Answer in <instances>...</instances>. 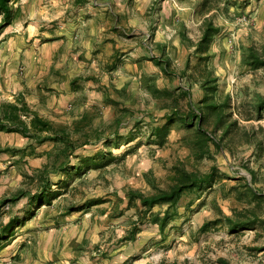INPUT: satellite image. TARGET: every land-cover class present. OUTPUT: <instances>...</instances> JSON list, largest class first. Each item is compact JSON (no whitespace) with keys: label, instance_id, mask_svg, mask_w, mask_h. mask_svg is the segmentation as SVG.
Instances as JSON below:
<instances>
[{"label":"rangeland","instance_id":"1","mask_svg":"<svg viewBox=\"0 0 264 264\" xmlns=\"http://www.w3.org/2000/svg\"><path fill=\"white\" fill-rule=\"evenodd\" d=\"M11 4L19 11L16 20L0 33L2 53L6 32L15 22L29 20L35 25L39 16L48 14L47 28H53L55 22L54 28L63 34L70 30L69 49L76 56L87 39L94 38L91 27H97L101 37L91 52L92 57H102L106 72L117 69L129 53L144 54L140 66L145 73L141 86L135 89L140 104L137 114L145 115L139 126L127 121L120 129L119 142L106 144L102 140L78 150L72 166L92 159L91 165H84L82 173L73 167L54 180L51 204L33 203L30 207L32 195H28L6 205L0 221L5 225L17 217L20 226L12 239L0 242V264H46V254L42 258L37 255L38 242L55 239V250L60 241L62 248L53 259L66 255L60 264H264V204L260 209L262 222L253 228L232 232L225 220L248 206L246 195L244 202L238 199L247 183L264 192V145H259L264 142V109H259L260 99L264 100V67L253 68L245 61L250 47L260 52L264 48V0H13ZM207 18L220 30L203 47ZM38 29L35 27V32ZM90 53L85 52L80 61L89 63L92 59L86 56ZM153 56L169 60L174 75L163 74ZM89 76L83 74L80 82L88 83ZM149 77H156L160 87L183 86L196 105L205 97L202 86L206 80L215 79L217 102L229 97L226 117L233 124L223 143L224 151L212 148L213 157L195 158L185 142L193 138V131L180 123L172 124L168 138L159 143L153 128L165 126L166 119L143 87ZM99 89L77 86L80 95L75 97L76 103L86 104ZM179 102L181 110L187 111L188 99L183 97ZM98 106L97 121L110 123L114 109L104 108V103ZM38 112L62 124L81 116L70 109L63 115L49 108ZM253 128L256 136L251 133ZM27 144L28 139L21 134H0V148L11 150L0 152V163H7L8 168L0 173L12 180L7 199L26 188L34 193L29 178L48 162L43 152L51 145L39 147V155L30 156L21 151ZM175 165L200 174L215 173L214 185L184 195L161 230L145 216L139 200L129 204L128 193L135 190L152 195L168 189ZM92 199L100 203L87 208ZM166 208L158 206L154 212ZM69 231L77 235L65 249L68 233L64 232Z\"/></svg>","mask_w":264,"mask_h":264},{"label":"trees","instance_id":"2","mask_svg":"<svg viewBox=\"0 0 264 264\" xmlns=\"http://www.w3.org/2000/svg\"><path fill=\"white\" fill-rule=\"evenodd\" d=\"M13 0H0V33L16 20V13L19 9L14 8L11 4ZM204 29L201 46H208L213 37L220 30L211 18H207L204 22ZM184 39V38H183ZM186 42V39H185ZM158 49L164 50L163 46L158 44ZM164 57V56H163ZM162 56H153L152 60L161 68L163 74L173 76L174 72L170 69L169 60ZM245 61L253 68L264 67V48L260 52L254 47L248 49V54ZM113 68V67H112ZM113 70V69H111ZM215 79L208 78L204 84L205 97L200 104H195L191 98V93L183 86H177L176 89L160 87L157 85L156 77L146 80V91L151 99L155 101L159 111L163 112V117L166 119L165 126H155L153 135L158 138L159 143H164L168 138L171 130V125L180 123L187 129L193 131V138L186 140V144L190 146L193 155L197 159L212 156V148L218 152L224 151V141L232 131V123L228 122L226 108L229 105V97L223 102H217V86H214ZM104 108L114 109V118L110 123L97 121L100 113V106L93 105L85 110L79 119L74 120L70 124H62L54 122L42 116L38 111L25 100L24 97L19 98L14 102H5L0 107V131L8 133H18L28 139L27 146L22 149L24 153L30 156H37L39 147L51 145L49 150H44L48 158V162L34 175L30 176L29 180L32 186L36 189H24L15 197L5 199L1 205L9 203H17L24 197L32 195L30 198V207L33 203L43 204L44 202L52 203V198L49 196L54 185V180H59L63 173L70 171L73 167L77 172L82 173L83 166H88L91 160H84L81 163L77 162L72 166V160L76 156L78 150L92 145L98 144L102 140L108 144L110 141H120V129L127 121H135V125L139 126L144 117H139L138 103L139 97L136 89H131L130 86H102ZM188 99V110L183 111L179 107L180 98ZM259 109H264V100L260 99ZM154 117V116H153ZM157 122V119L153 120ZM236 122V121H235ZM234 122V123H235ZM112 132H108L109 130ZM221 132V136L217 133ZM251 133L256 136L255 129H251ZM264 142L259 145L263 146ZM7 148H0V152H9ZM91 165V164H90ZM172 184L166 190H160L152 195H145L141 191H130L128 193L129 204H133L137 200L140 201L145 216H150L153 222L159 224L161 230H164L173 217L175 210L182 197L186 194L198 193L203 191L205 187L214 185L215 173L200 174L196 171H188L185 167L175 165L173 168ZM254 181L256 176L252 173ZM245 191L238 196L241 202H244L246 195L249 200L246 202L248 206L242 211H235V215L226 216L225 220L232 232H237L239 229H250L262 222L260 209L264 204V192L260 189H255L251 183L245 185ZM55 194V193H54ZM95 202V203H94ZM100 203L99 200L92 199L87 201L86 207L89 208L92 204ZM167 207L164 211L154 212L156 207ZM74 209V208H72ZM70 209L71 211H73ZM19 218H11L7 224L0 221V236L8 238L9 233L19 227ZM208 225L203 226L206 229ZM134 232V236H135Z\"/></svg>","mask_w":264,"mask_h":264},{"label":"crops","instance_id":"3","mask_svg":"<svg viewBox=\"0 0 264 264\" xmlns=\"http://www.w3.org/2000/svg\"><path fill=\"white\" fill-rule=\"evenodd\" d=\"M46 19H50L48 14L39 16L38 22H33L35 25H30L31 21L29 20H20V23L15 22L7 30L5 41L1 44V47L5 48V52H0V107L3 103L14 102L19 96H22L36 111L43 112L49 108L59 115H63L70 109L75 115H82L88 107L103 104L102 86H130L131 89L141 86V78L145 72L140 65L144 54L129 53L126 55L127 58L123 57L124 59L117 69L106 72L102 66V57L99 55L92 57L91 51L95 49L94 44L97 42V38L101 37L97 27H91V34L93 33L94 38H88L81 46L83 50L79 51L76 56L69 49L70 30L63 34L54 28L55 22H52L54 23L51 26L53 28L49 29L47 26L50 24L45 22ZM26 24L27 26H25ZM37 26L39 29L35 32ZM31 28L34 29V32H31ZM114 38L118 40L117 36ZM85 52H91L86 56L90 60L92 59L89 63L80 61V57H83ZM21 66L24 69H20ZM86 73H90L88 83L80 82L79 77ZM85 84L98 86L100 89L97 92L94 91L95 96L91 95L92 100L79 106L76 103L77 98H75L80 95L77 86H85ZM73 98L75 100H71ZM3 133L0 131V134ZM6 165L7 163H0V172L8 169ZM0 176L1 220V215L6 214V205L2 206L1 202L11 195L9 191H12V180L1 173ZM13 233L14 231L9 233L10 239H12ZM64 233H68L65 237L68 242L63 244L66 249L77 234H72L70 231ZM4 239L6 238L0 236V242ZM45 242H38L39 248L36 252L40 258L46 254V264L50 259L52 260L51 264H60L66 260V255H58L57 259H53L55 252H60L62 248L61 241L56 250V239L53 242L49 240L48 244ZM44 245L47 247H42ZM25 246L28 247L27 244Z\"/></svg>","mask_w":264,"mask_h":264}]
</instances>
